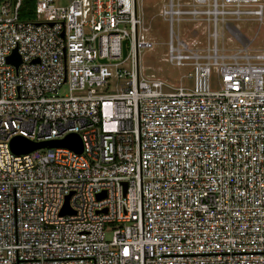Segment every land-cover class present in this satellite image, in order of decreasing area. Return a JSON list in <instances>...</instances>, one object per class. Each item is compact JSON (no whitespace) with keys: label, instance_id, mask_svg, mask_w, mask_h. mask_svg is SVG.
I'll list each match as a JSON object with an SVG mask.
<instances>
[{"label":"built area","instance_id":"built-area-1","mask_svg":"<svg viewBox=\"0 0 264 264\" xmlns=\"http://www.w3.org/2000/svg\"><path fill=\"white\" fill-rule=\"evenodd\" d=\"M141 6L0 0V264H264V51L228 52L217 38L229 22L261 21L264 0L161 8L162 62L192 69L191 89L140 65L154 46ZM182 22L188 34L206 24V45L174 34ZM109 67L116 90L96 94ZM73 134L81 153L10 145Z\"/></svg>","mask_w":264,"mask_h":264},{"label":"rangeland","instance_id":"rangeland-1","mask_svg":"<svg viewBox=\"0 0 264 264\" xmlns=\"http://www.w3.org/2000/svg\"><path fill=\"white\" fill-rule=\"evenodd\" d=\"M56 5H65L66 0H54ZM168 3V0H141V14L147 28V37L154 44L151 50H146L140 56V65L144 68L158 70L162 75L164 83L167 86L177 88L184 87L191 89L193 86V70L192 69H177L162 62V58L166 54L168 46V23L164 22L159 16L161 8ZM204 26L206 24H203ZM203 25L195 30V34H188L192 30V24L182 22L178 26L173 25L174 34L179 31L180 38L196 39L200 42L199 46L206 45V37L202 35ZM211 25V24H210ZM225 29H218V46L224 48L228 52L236 50L248 51H264V9L263 19L255 21L251 18H245L239 22H229ZM211 30V26H210ZM211 44V42H210ZM120 70H129V62H125L119 66ZM112 73V79L108 89L105 87L95 88L96 94H112L116 90V78H114L115 68L109 67ZM210 89L217 91V77L214 71L210 75ZM164 92H169L170 89L164 87ZM67 93V88L64 86L60 94Z\"/></svg>","mask_w":264,"mask_h":264},{"label":"water","instance_id":"water-1","mask_svg":"<svg viewBox=\"0 0 264 264\" xmlns=\"http://www.w3.org/2000/svg\"><path fill=\"white\" fill-rule=\"evenodd\" d=\"M125 43L122 44V54L123 58L126 56ZM102 63H107L106 60H101ZM8 63L13 65L15 68L19 66L20 59L16 52H14L10 57H8ZM11 149L17 154H26L38 149L44 148H69L76 153L82 152V142L81 139L77 135H69L65 139L60 141H48L41 143H32L25 140L22 137L14 138L11 141ZM62 213L67 212V203Z\"/></svg>","mask_w":264,"mask_h":264},{"label":"trees","instance_id":"trees-1","mask_svg":"<svg viewBox=\"0 0 264 264\" xmlns=\"http://www.w3.org/2000/svg\"><path fill=\"white\" fill-rule=\"evenodd\" d=\"M32 3L30 1H27L24 3L21 11H20V18L22 20H31L32 19Z\"/></svg>","mask_w":264,"mask_h":264}]
</instances>
